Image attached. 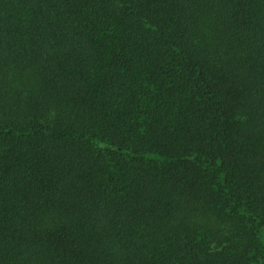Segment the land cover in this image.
Here are the masks:
<instances>
[{"label":"trees","instance_id":"1","mask_svg":"<svg viewBox=\"0 0 264 264\" xmlns=\"http://www.w3.org/2000/svg\"><path fill=\"white\" fill-rule=\"evenodd\" d=\"M0 264H264V0H0Z\"/></svg>","mask_w":264,"mask_h":264}]
</instances>
